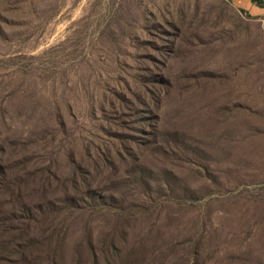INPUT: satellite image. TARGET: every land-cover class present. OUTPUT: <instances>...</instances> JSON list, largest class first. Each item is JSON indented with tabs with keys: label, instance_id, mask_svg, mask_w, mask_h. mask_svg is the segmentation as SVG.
I'll use <instances>...</instances> for the list:
<instances>
[{
	"label": "rangeland",
	"instance_id": "374dc122",
	"mask_svg": "<svg viewBox=\"0 0 264 264\" xmlns=\"http://www.w3.org/2000/svg\"><path fill=\"white\" fill-rule=\"evenodd\" d=\"M263 142L264 15L0 0V264H264Z\"/></svg>",
	"mask_w": 264,
	"mask_h": 264
},
{
	"label": "crops",
	"instance_id": "0c3cea01",
	"mask_svg": "<svg viewBox=\"0 0 264 264\" xmlns=\"http://www.w3.org/2000/svg\"><path fill=\"white\" fill-rule=\"evenodd\" d=\"M232 7L240 13H246L251 18H260L264 15V8L254 4L251 0H226ZM239 165H226L225 173H240L235 174V181H241L242 185L263 186L264 192V142L256 146L243 145L240 148ZM250 153V154H249ZM260 222H258L259 231L257 232V240L264 241V213H260Z\"/></svg>",
	"mask_w": 264,
	"mask_h": 264
},
{
	"label": "trees",
	"instance_id": "16d2710c",
	"mask_svg": "<svg viewBox=\"0 0 264 264\" xmlns=\"http://www.w3.org/2000/svg\"><path fill=\"white\" fill-rule=\"evenodd\" d=\"M251 2H253L254 4L263 7L264 5V1L263 0H251Z\"/></svg>",
	"mask_w": 264,
	"mask_h": 264
}]
</instances>
